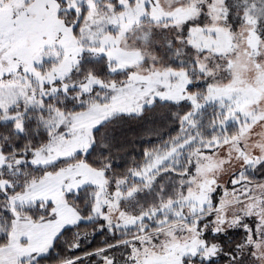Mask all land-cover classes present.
Returning a JSON list of instances; mask_svg holds the SVG:
<instances>
[{"label":"rangeland","instance_id":"rangeland-1","mask_svg":"<svg viewBox=\"0 0 264 264\" xmlns=\"http://www.w3.org/2000/svg\"><path fill=\"white\" fill-rule=\"evenodd\" d=\"M65 1L62 5L60 0H0V110L6 121L17 116L16 127L23 124L19 116L24 110L40 107L44 97L74 85L83 90L105 86L92 75L69 81L83 55L100 56L105 46L116 67L139 65L143 56H149L138 76L147 72L151 58L163 57L159 64L163 68L169 58L159 50L139 48L138 37L168 27L169 22L182 26L195 20L203 11L201 6L208 4V0H151V7H146L147 0ZM82 5L89 9L85 18L80 16ZM69 10L76 16L69 15ZM202 19L205 27H192L188 40L197 51L182 53L183 65H171L177 71L182 67L184 72L175 81L160 80L158 75L152 79L167 88L169 98L187 97L192 101V110L198 109L196 105L200 108L220 101L231 116L240 113L238 118L227 119L240 122V132L213 150L191 154L190 174L169 173L163 191L160 181L151 182V169L145 166L142 176L148 186L131 199L130 190L123 188L125 184L118 182L111 188L102 169L84 162L47 174L14 196L11 203L51 201L55 218L44 223L15 220L10 243L0 247V264H22L23 260L30 264L38 253L49 249L61 229L84 220L68 197L85 185L98 189L95 213L112 225L132 226L174 201L189 202L192 212L213 204V195L215 204L198 227L178 223L158 228L135 237L124 259L99 253L87 260L89 264H105V256L114 257L115 264H132L133 260L135 264H183L187 255L211 259L222 254L230 256V262L225 264H256L248 244L256 241L264 249V182L238 183L239 178L233 175L264 159V7L257 6L254 0H212ZM202 72L206 74L202 76ZM189 83L200 86L186 91ZM131 99L124 96L120 102L130 103ZM97 108L110 110V106ZM54 117L57 126L71 121L73 135L66 138L53 133L50 142L36 150L34 164L53 163L78 150H87L91 143V127L97 122L91 112H55ZM167 156L165 152L155 159ZM4 163L5 157L0 154V167ZM142 194L147 196L146 201L140 199ZM186 211L183 217H187ZM245 225L250 227V233L244 231ZM218 234L230 240L237 234L235 252L230 253L228 247L224 250L219 241L209 240ZM238 245L242 246L239 251ZM239 255L242 261L232 259Z\"/></svg>","mask_w":264,"mask_h":264},{"label":"trees","instance_id":"trees-1","mask_svg":"<svg viewBox=\"0 0 264 264\" xmlns=\"http://www.w3.org/2000/svg\"><path fill=\"white\" fill-rule=\"evenodd\" d=\"M60 1L62 5L67 3L65 0ZM103 1L105 2L106 0ZM254 1L257 6L264 7V0ZM81 7L82 11L80 16L85 18L89 9L84 5ZM68 13L71 16H76L75 11L69 10ZM82 18L79 22L82 21ZM92 57L86 55L81 57L79 64L70 74L69 81L81 80L92 75L99 78L105 84V86H102L104 88L109 87L113 81L124 79L123 74L116 77L104 75L102 78L94 75L97 66L86 63ZM102 62L103 60H101ZM69 89H73V87ZM82 90L81 87L76 86L70 95L79 96ZM64 93L65 91L61 90L56 94L48 96L46 105L50 109L49 117L54 116L55 112H63L65 115L82 112V110H78L76 102L69 101L62 103L65 100ZM100 94L105 95L106 93L100 90ZM88 103L92 105L94 100L90 99ZM38 108L40 107L33 106L27 110L31 114L32 119L28 123L29 130L27 134L22 136H17L12 131L14 125L13 120L7 121L6 124L3 123L6 120L3 119V112L0 110V147H7L8 152L5 163L0 167V247L7 246L10 243L15 220L42 223L55 218L53 202L39 199L27 204H12L11 199L14 196L25 192L34 182L45 178L47 174L56 173L78 162H84L94 169H102L100 166H92L91 162H85L83 157H76L77 152L50 164L41 165L31 162L18 167L16 164L17 155L21 156L22 159L32 161L33 157L31 155L24 157L23 153L32 148L38 150L50 142L42 127L40 128L39 135L32 130L38 118ZM191 110L192 106L186 102L175 111H190L192 113V120L198 125L201 138L205 144L213 141L214 138V142L207 149L203 145H199L200 151L213 150L217 145L222 144L240 132V122L228 121L227 119L233 117L238 118L241 114L237 113L235 116H231L226 105L220 101L209 102L196 110ZM168 112L169 109L167 108L150 111L142 119L131 117L119 121L107 129L115 136L117 143L121 147L118 153L113 154L114 162L121 165V167L113 169L107 176L111 188H115L116 184L118 182L121 183L123 180L125 181L123 184L126 185L123 187L124 189H136V192L139 190L140 193H143L144 189L142 188H145L146 181L129 175V172L130 170L141 171L149 164L143 156L144 151L152 150L155 159L157 157L156 150H160L159 156L164 154L166 151L163 145L165 143L171 144V138L176 137L178 134L183 135L192 132L190 126H185L184 132H179L178 121L170 117ZM53 133L58 134L53 128L49 130L48 135L52 137ZM187 155L191 156V153H187ZM96 159L94 157L93 161ZM107 159L108 157L103 158L104 161H107ZM189 164H191L189 161L179 158L172 161L169 164V168H172L173 165H179V167L175 172H170V174L185 175V171L188 172L190 169ZM240 172H236L233 175L235 178H239L238 183L247 182L250 184H258L264 182V159L257 164L246 167L245 170ZM235 178H232L233 181ZM238 183L236 182L235 185ZM97 191L98 189L94 185H85L70 194L68 197L69 203L81 214L84 220L72 224L74 227L63 228L64 231H60L59 235L53 240L55 241V246L51 247L49 255L40 256L39 260L34 259L30 264H65L69 259L76 257H84L83 259H78L76 264H89L87 260L95 257L99 253L113 254L114 257H117V260L119 258L124 259L127 256L126 249L135 237L164 226H171L178 223L189 227H198L202 221L207 219L211 209L215 207L213 202L214 195L210 196L213 204L204 206L201 209L203 211L192 212L189 202L174 201L173 203H167L164 209L159 210L153 217H146L132 226L112 225L106 219H102L100 213H95L94 205H96L97 201ZM146 197V195L142 194L140 199L146 201ZM184 211H186L185 214L187 217L182 216ZM101 229L103 230L101 231ZM210 239L219 241L224 250L228 247L229 252L232 253L235 252L233 246L239 238L235 234L233 240H230L227 236L218 234L211 236ZM53 241L50 246L53 245ZM77 244L79 245L78 248L75 247ZM113 245L119 246L114 247ZM70 248H75V250L69 251ZM105 248L107 249L106 252L100 251ZM91 253L96 254L89 255ZM229 259L230 256L225 257V254L215 256L211 259L201 258L197 255H187L184 257L183 264H189L190 261L196 264H225L226 261L230 262ZM22 264H27V261L23 260Z\"/></svg>","mask_w":264,"mask_h":264},{"label":"snow or ice","instance_id":"snow-or-ice-1","mask_svg":"<svg viewBox=\"0 0 264 264\" xmlns=\"http://www.w3.org/2000/svg\"><path fill=\"white\" fill-rule=\"evenodd\" d=\"M212 0H208V4L202 5L203 11L201 12L200 17H197L195 20L186 21L182 26L175 25L169 22L168 27L160 28L155 31H150L143 36L138 37L140 40L139 48L142 50H159V52L164 53L165 56L169 58V63L165 64L163 68L159 67V64L163 60V57L151 58V65L148 68L147 72L143 73L142 76H138L139 68L143 67L144 64L149 60V56L145 55L140 61L139 65H130L128 67H116L114 66L115 62L109 60L107 54V46L105 50L100 53V56H93L91 59L87 60L86 63L96 65L97 68L94 71V75L103 77L108 75L111 77H116L123 74L124 79L113 81L109 87L102 88L101 85H93L92 89L82 90L79 96L70 95V93L75 89L65 90V100L62 103H67L73 101L77 103L78 110L85 112H91L95 117L96 121L91 127V143L87 147V150H78L76 157H83L85 162H91L92 166H100L102 168L103 174L105 177L109 173L118 167H121L118 163L114 162L113 154L118 153L121 150L120 145L117 143L116 138L109 129L110 126L117 124L119 121L131 117L143 118L150 111H157L158 109H169V116L178 121V130L179 132H184L185 126H190L192 129L191 133H185L183 135L178 134L176 137L171 138V144L165 143L163 145L164 150L168 153L167 158L155 159V163H151L154 159L152 150H145L143 156L146 161L149 162L148 166L151 169V182L155 184L157 181L161 183V191H163V185L166 181V178L170 172H175L179 165H173L172 168H169V164L176 159H182L190 162V156L187 153L195 155L196 151H200L199 145H203L205 149L211 146L213 141L205 144L204 140L201 138L199 127L192 120V113L190 111L179 112L175 111L182 107L186 102L192 104V101L185 99L176 100L171 99L167 96V88L162 83L154 82L152 77L159 76L160 80L165 78L175 81L179 76L184 72V69L181 67L179 71L174 69L171 65L179 63L183 65V60L181 54L186 51H197L193 48L192 44L188 42L191 28L199 24L201 28L205 27L202 17L205 16L209 5ZM121 7H123L121 5ZM146 7H151V0H147ZM231 12H229V17ZM243 15V12H241ZM211 20V16L208 17ZM171 33H175L172 35ZM214 35V34H213ZM207 52V49L204 50V53ZM101 60L103 62L101 63ZM227 62V61H225ZM206 73L202 72L201 75ZM212 77H209L211 80ZM198 83H189L187 85L186 91H191L193 87H199ZM102 90L105 95L100 94ZM124 96H130L131 102L121 104L120 99ZM48 97H44L41 100L40 108L37 109L38 118L33 131L37 135L40 134V128L44 129L45 135L48 140H51L52 137L48 135L50 129H55L56 132L66 138L71 137L73 132L71 131V121L66 123H61L59 126L55 123V117H49V111L46 101ZM90 99L94 100V103L90 105L88 101ZM97 106L108 108L110 110L99 111ZM195 107L199 108L198 105ZM26 116V119H25ZM14 125L12 131L17 136H22L27 134L29 127L28 123L31 121L32 116L27 112V109L24 110V113L19 116V119L23 121L21 127H15V121L17 116H13ZM3 123H7L4 121ZM226 128V125H225ZM195 149V151H193ZM0 154L5 158L8 155L7 147H0ZM160 150H156V155L159 156ZM31 155L33 159L37 155L36 149L32 148L23 153L24 157ZM97 159L93 161V158ZM108 157L107 161H104L103 158ZM27 159H22L21 156H16L17 166H21L25 163H31ZM158 166V167H157ZM185 175L190 173L185 171ZM129 175L139 176L142 179V170H130ZM125 181H121L124 183ZM146 186H148L146 184ZM136 195V189H131L129 192V198H134ZM107 207V205H105ZM103 219V217H102ZM226 222V221H225ZM67 227H74V225H66ZM103 229H101L102 231ZM64 229H61L63 232ZM227 231V229H225ZM244 231L250 233V227L245 225ZM215 234V233H214ZM59 235V233L57 234ZM247 243V240H246ZM55 246V241L53 245L49 247L48 250L38 253L34 259L39 260L40 256H47L51 251V247ZM118 247L119 245H113ZM76 248L79 247L77 244ZM242 246L238 245V251ZM249 254L256 261V264H264V249H261L260 244L256 241H253L251 244H248ZM75 248H70L69 251H74ZM100 251H107V249H102ZM96 253H91L89 255H95ZM84 257L71 258L68 261V264H76L78 259H83ZM105 260V264H115V258L109 259L108 257H102ZM243 260V256L239 255L233 256V260ZM132 264H135V261H132Z\"/></svg>","mask_w":264,"mask_h":264},{"label":"crops","instance_id":"crops-1","mask_svg":"<svg viewBox=\"0 0 264 264\" xmlns=\"http://www.w3.org/2000/svg\"><path fill=\"white\" fill-rule=\"evenodd\" d=\"M18 222H23V223H24V222H31V221H18ZM47 222H48V221H47ZM43 223H44V222H43ZM4 248H5V247H4Z\"/></svg>","mask_w":264,"mask_h":264}]
</instances>
